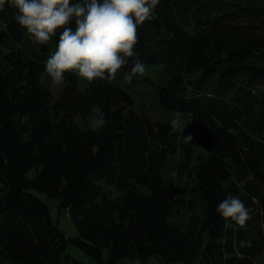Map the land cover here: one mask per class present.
<instances>
[{"label": "trees", "instance_id": "1", "mask_svg": "<svg viewBox=\"0 0 264 264\" xmlns=\"http://www.w3.org/2000/svg\"><path fill=\"white\" fill-rule=\"evenodd\" d=\"M15 17L5 0L0 264H86L70 246L96 264L152 255L167 264H264V0H158L138 27L146 70L130 80L188 117L184 132L135 111L121 84L131 63L92 81L70 70L56 97L42 80L62 29L40 44ZM94 112L106 124L81 130L75 119ZM36 192L58 199L77 236L67 237ZM229 192L251 209L244 226L217 212Z\"/></svg>", "mask_w": 264, "mask_h": 264}, {"label": "clouds", "instance_id": "2", "mask_svg": "<svg viewBox=\"0 0 264 264\" xmlns=\"http://www.w3.org/2000/svg\"><path fill=\"white\" fill-rule=\"evenodd\" d=\"M9 3L16 9L17 23L40 44L52 40L57 30L62 29L56 50L44 61V74L54 84H60L70 70L89 81L114 78L129 63L125 79L146 70L136 51L138 27L154 18L158 0H9ZM4 4L5 0H0V8ZM173 123L184 132L179 117ZM105 124L104 114L99 113L94 127L100 129ZM185 138L192 140V135ZM216 209L221 216L241 226L251 218V209L230 192Z\"/></svg>", "mask_w": 264, "mask_h": 264}, {"label": "rangeland", "instance_id": "3", "mask_svg": "<svg viewBox=\"0 0 264 264\" xmlns=\"http://www.w3.org/2000/svg\"><path fill=\"white\" fill-rule=\"evenodd\" d=\"M194 78H197V76ZM42 83L43 85L48 87L56 97L60 95V93L66 86L65 82H61L60 84H54L52 83L50 78L43 79ZM156 83L163 84V82H158V81H156ZM121 84L126 88V90L132 96L133 104H134L133 108L138 113L147 115L152 120L155 121L169 122L173 124L176 132L182 131L181 127L176 126L173 123V121L177 119V117H179L181 124L185 127V129L188 127L189 125L188 117L173 112L171 110L164 109L160 105L155 87L147 86L140 82H132L131 80H128V82H122ZM81 85H82V89H85V85L83 81ZM96 117H97V112H94L91 116L87 118L77 117L75 119V122L77 123V125L81 130L94 129L95 128L94 120L96 119ZM177 150L178 153L176 155H172L169 159L168 165L165 169L166 176H173L175 174L177 161L179 160L180 155H182V149L178 148ZM35 174L36 172L32 171L30 177L33 178ZM142 189L144 190V188ZM36 194L48 205V207L50 208L52 220L54 221V223L58 224L60 229L67 235V237L71 238L77 236L78 234L77 229L72 219L70 218L68 211L59 206L58 199H55L53 197L38 192H36ZM187 221H188V216L183 215L182 222L185 224L187 223ZM67 252L71 254L74 258L83 261L86 264H96V262L90 256L83 254L82 252L76 250L71 246L68 248ZM118 264H167V263L162 262L156 255H152L149 257L147 261L145 262L143 261L142 263L139 262L138 260L124 259L119 261ZM173 264H184V263L176 262Z\"/></svg>", "mask_w": 264, "mask_h": 264}]
</instances>
